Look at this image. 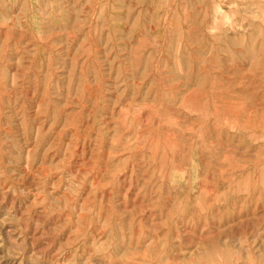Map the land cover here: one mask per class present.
<instances>
[{
	"label": "rangeland",
	"instance_id": "374dc122",
	"mask_svg": "<svg viewBox=\"0 0 264 264\" xmlns=\"http://www.w3.org/2000/svg\"><path fill=\"white\" fill-rule=\"evenodd\" d=\"M0 264H264V0H0Z\"/></svg>",
	"mask_w": 264,
	"mask_h": 264
}]
</instances>
